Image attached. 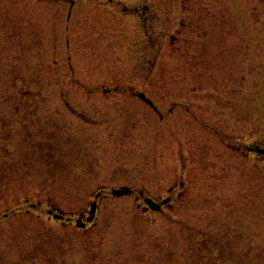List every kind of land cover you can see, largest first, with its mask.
Segmentation results:
<instances>
[{"label":"rangeland","instance_id":"1","mask_svg":"<svg viewBox=\"0 0 264 264\" xmlns=\"http://www.w3.org/2000/svg\"><path fill=\"white\" fill-rule=\"evenodd\" d=\"M123 1L0 0V264H264V0Z\"/></svg>","mask_w":264,"mask_h":264},{"label":"flooded vegetation","instance_id":"2","mask_svg":"<svg viewBox=\"0 0 264 264\" xmlns=\"http://www.w3.org/2000/svg\"><path fill=\"white\" fill-rule=\"evenodd\" d=\"M71 4L73 5L74 2H72ZM100 5H107V6L112 5V9L116 13L120 14L121 16L131 17L132 19L136 20V22L139 23V25H141V27H143V30L146 31L148 38L152 37L150 34V30L153 28V24H154V21L156 19V13H155L156 8L155 7H152L148 3H144V2L143 3L133 2L129 6V5L125 4L123 0H118V2H116L115 0H109L108 4L102 3ZM72 18H73V12H72V10H69L68 13L66 14V21L69 22L72 20ZM151 40H153V39H151ZM99 91L102 92L103 94H106V95H108L109 93L114 92V91H120L122 93L131 95V96L135 97V99L140 100V101H143L140 98V95L141 94L146 95L143 90L137 89V88H127V89L101 88V89H99ZM144 103L147 104L146 102H144ZM147 105L150 108L154 109L149 104H147ZM154 111L160 115L161 119L163 118V116H162V114H160L159 110L154 109ZM80 116L82 118H84V116L82 114ZM225 144L227 146H229L230 148H234V147H232L233 145L229 144V142H225ZM235 150H236L235 153L242 155V157H244L247 160L251 159L252 157H255L258 160H261L264 162V154H262L259 151V150H264V146H262V145H258V144L252 145L250 143H244L243 147L235 148ZM174 193H175V189L173 188V189H171L170 194L167 198L172 200V196L174 195ZM145 197L146 196H143V199ZM163 207H162V209H163ZM145 208L147 209L146 206H145Z\"/></svg>","mask_w":264,"mask_h":264},{"label":"water","instance_id":"3","mask_svg":"<svg viewBox=\"0 0 264 264\" xmlns=\"http://www.w3.org/2000/svg\"><path fill=\"white\" fill-rule=\"evenodd\" d=\"M141 98L149 103L151 106L154 107V104L152 101H150L148 98H146L145 95H140ZM262 154H264V150H259ZM133 193V190L130 188H120V189H114L113 190V195L120 197V196H124V195H131ZM141 195L144 194L143 191L140 192ZM100 196V194H98L96 197L98 198ZM170 201V199H166L164 200L162 203H158L156 201H154L151 198H146L145 202L148 206V208H150L151 210L158 212L161 210V206L162 205H166L168 204ZM32 207H35L34 204L31 205ZM97 209H98V203L96 201L92 202L91 206H90V210H89V217L86 219V222L83 221L82 218H78L76 219V225L79 228H86L87 223H91L95 220L96 217V213H97ZM47 214L51 215L55 220H63L65 219V215L61 210H54V209H49L47 210ZM70 220V219H67Z\"/></svg>","mask_w":264,"mask_h":264}]
</instances>
